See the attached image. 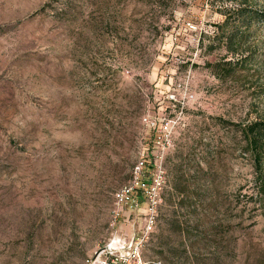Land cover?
Segmentation results:
<instances>
[{"label":"rangeland","instance_id":"1","mask_svg":"<svg viewBox=\"0 0 264 264\" xmlns=\"http://www.w3.org/2000/svg\"><path fill=\"white\" fill-rule=\"evenodd\" d=\"M222 19L212 0H0V264L116 262L135 238L126 264H264L232 125L254 118L255 85L206 66L226 53ZM250 39L261 83L264 23ZM144 117L172 126L147 235L141 213L112 216L153 137Z\"/></svg>","mask_w":264,"mask_h":264},{"label":"trees","instance_id":"2","mask_svg":"<svg viewBox=\"0 0 264 264\" xmlns=\"http://www.w3.org/2000/svg\"><path fill=\"white\" fill-rule=\"evenodd\" d=\"M212 1L221 8L223 19L216 23L215 37L226 53L206 66L217 78L237 83L245 90L255 85V99L251 102L254 118L232 125L239 134L240 152L248 157L251 166L253 194L250 198L264 215V102L261 98L264 97V82L252 83L250 79L256 46L250 35L264 23V4L255 0ZM228 54L231 55L229 59Z\"/></svg>","mask_w":264,"mask_h":264},{"label":"built area","instance_id":"3","mask_svg":"<svg viewBox=\"0 0 264 264\" xmlns=\"http://www.w3.org/2000/svg\"><path fill=\"white\" fill-rule=\"evenodd\" d=\"M190 25V24H188ZM144 123L154 130L149 144L139 151L138 157L131 168L130 178L126 184L113 191L112 216L117 219L141 213L143 233L147 235L156 224L157 208L160 203L159 191L163 184L164 171L162 160L172 144V126L168 118H158L156 121L149 117L143 118ZM141 238H135L127 255L119 250L116 262H94L97 264H126L130 259L139 257ZM102 252L113 254L112 250L104 247Z\"/></svg>","mask_w":264,"mask_h":264},{"label":"water","instance_id":"4","mask_svg":"<svg viewBox=\"0 0 264 264\" xmlns=\"http://www.w3.org/2000/svg\"><path fill=\"white\" fill-rule=\"evenodd\" d=\"M101 250V249H100ZM100 250L95 252L94 256L93 257H96L99 253H100ZM91 264H97V263H91Z\"/></svg>","mask_w":264,"mask_h":264},{"label":"bare ground","instance_id":"5","mask_svg":"<svg viewBox=\"0 0 264 264\" xmlns=\"http://www.w3.org/2000/svg\"><path fill=\"white\" fill-rule=\"evenodd\" d=\"M101 261V260H100ZM103 262V261H102Z\"/></svg>","mask_w":264,"mask_h":264}]
</instances>
